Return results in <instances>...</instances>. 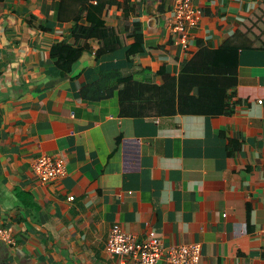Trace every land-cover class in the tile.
Instances as JSON below:
<instances>
[{
    "label": "crops",
    "instance_id": "1",
    "mask_svg": "<svg viewBox=\"0 0 264 264\" xmlns=\"http://www.w3.org/2000/svg\"><path fill=\"white\" fill-rule=\"evenodd\" d=\"M109 1L0 0V264H131L107 252L115 223L200 243L199 264H264V50L240 31L263 0H194L186 46L174 0H116L120 45L85 39L61 74L51 47ZM42 154L66 176L35 177Z\"/></svg>",
    "mask_w": 264,
    "mask_h": 264
},
{
    "label": "built area",
    "instance_id": "2",
    "mask_svg": "<svg viewBox=\"0 0 264 264\" xmlns=\"http://www.w3.org/2000/svg\"><path fill=\"white\" fill-rule=\"evenodd\" d=\"M174 23L172 30L179 34L183 46L192 30L196 28L202 10L194 0H174ZM32 172L41 182L50 184L67 174L65 159L61 156L42 154L35 158L31 166ZM70 200L74 196L69 197ZM264 235V224L261 229ZM15 236L12 228L0 227V242L14 243ZM107 252L128 256L131 264H199L202 257L200 243H186L165 246L157 232L148 230L143 239L133 232L127 231L115 223L109 232Z\"/></svg>",
    "mask_w": 264,
    "mask_h": 264
},
{
    "label": "trees",
    "instance_id": "3",
    "mask_svg": "<svg viewBox=\"0 0 264 264\" xmlns=\"http://www.w3.org/2000/svg\"><path fill=\"white\" fill-rule=\"evenodd\" d=\"M117 2L110 0L108 3L89 4L81 9L84 13V22H81L80 15L78 16L74 27L72 29L75 38V43L67 44L65 42H57L51 47V57L55 59V64L61 74L65 73L66 67L69 63L77 60L84 49L82 41L89 38H98L100 48L98 52L109 49L112 46L120 45V37L116 27H120L122 23H116L115 26L108 24L105 20L108 14V7ZM123 18V17H122ZM90 21V25L86 22ZM127 24H125L126 27ZM134 25H137L134 23ZM247 41V46L251 49L264 50V0L259 3L254 11L244 20L240 29ZM129 36V35H128ZM134 37V32L130 34ZM143 47L140 42L135 41L131 44L129 49L130 55L142 52Z\"/></svg>",
    "mask_w": 264,
    "mask_h": 264
}]
</instances>
